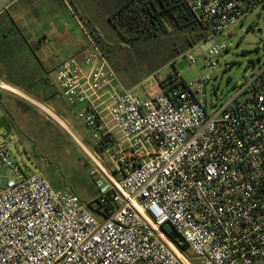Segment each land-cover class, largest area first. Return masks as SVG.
Wrapping results in <instances>:
<instances>
[{
    "label": "built area",
    "instance_id": "built-area-1",
    "mask_svg": "<svg viewBox=\"0 0 264 264\" xmlns=\"http://www.w3.org/2000/svg\"><path fill=\"white\" fill-rule=\"evenodd\" d=\"M184 1L207 37L194 46L202 59L182 58L207 68L203 78L174 74L166 90L141 96L88 35L54 71L52 85L79 107L95 155L86 151L110 184L99 212L41 171L25 172L0 143V170L12 174L0 178V264H264V63L213 112L207 99L232 30L264 0ZM1 90L18 92L0 79Z\"/></svg>",
    "mask_w": 264,
    "mask_h": 264
},
{
    "label": "rangeland",
    "instance_id": "rangeland-1",
    "mask_svg": "<svg viewBox=\"0 0 264 264\" xmlns=\"http://www.w3.org/2000/svg\"><path fill=\"white\" fill-rule=\"evenodd\" d=\"M121 1L21 0L0 19V79L21 93L0 91V119L6 117L12 127L6 138L4 130H0V143L9 144L13 161L25 172L41 171L55 189L73 192L94 207L100 191L107 190L110 184L98 174L87 152L95 155L89 132L76 117L79 107H69L52 85L58 65L74 56L77 48H85L88 35L123 85L141 96L160 91L159 82L169 75L178 74L190 83L209 72L182 58L187 52L199 59L204 56L199 47L185 48V36H159L137 42L122 38L108 21L109 12ZM29 8L34 16L38 15L36 19L28 16ZM227 44L228 50L217 58V70L211 73L212 81L207 86L210 112L235 96L263 65L264 6L252 11L232 30ZM225 64L231 68L226 69ZM245 97L241 95L239 101ZM105 160L103 155L100 161L104 164ZM110 168L113 171L114 167ZM0 178L4 185L12 178L11 171L2 167ZM193 264L202 263L193 257Z\"/></svg>",
    "mask_w": 264,
    "mask_h": 264
},
{
    "label": "trees",
    "instance_id": "trees-1",
    "mask_svg": "<svg viewBox=\"0 0 264 264\" xmlns=\"http://www.w3.org/2000/svg\"><path fill=\"white\" fill-rule=\"evenodd\" d=\"M108 21L122 38H127L126 41L128 38L137 42L159 36H185V48H192L207 37L204 27L184 0H122L109 12ZM127 34L130 36L126 37ZM172 79L173 75H169L165 81H160L159 85L166 90L168 82ZM89 207L99 212L100 208H94L92 204H89ZM181 250L192 259L186 246Z\"/></svg>",
    "mask_w": 264,
    "mask_h": 264
},
{
    "label": "crops",
    "instance_id": "crops-1",
    "mask_svg": "<svg viewBox=\"0 0 264 264\" xmlns=\"http://www.w3.org/2000/svg\"><path fill=\"white\" fill-rule=\"evenodd\" d=\"M20 1L21 0H0V19H4L6 16H8L9 11L11 10V8H13ZM45 1H52V0H45ZM32 10L36 13V9H32ZM26 12H29L28 13V16H30L31 18L36 19L37 16H38V15L37 16L36 15L34 16V14L31 13L30 8H29V10H26ZM21 16L23 17L24 15H21ZM12 23H15V22L12 21ZM90 23L93 25V27H96V24L94 25L93 22H92V20H90ZM96 30H98L97 27H96ZM92 34L95 36V30H93ZM83 50H84V48H77V50L74 52V55L79 54Z\"/></svg>",
    "mask_w": 264,
    "mask_h": 264
},
{
    "label": "water",
    "instance_id": "water-1",
    "mask_svg": "<svg viewBox=\"0 0 264 264\" xmlns=\"http://www.w3.org/2000/svg\"><path fill=\"white\" fill-rule=\"evenodd\" d=\"M0 130H4V138H6L12 132V127L6 117H2L0 119ZM164 229L172 239L175 240L179 237L178 234L173 230V228L169 224H165Z\"/></svg>",
    "mask_w": 264,
    "mask_h": 264
},
{
    "label": "bare ground",
    "instance_id": "bare-ground-1",
    "mask_svg": "<svg viewBox=\"0 0 264 264\" xmlns=\"http://www.w3.org/2000/svg\"><path fill=\"white\" fill-rule=\"evenodd\" d=\"M20 93V92H19ZM23 94V93H22ZM20 95H21V93H20ZM33 102V101H32ZM43 107V106H42ZM52 115V117L56 120V121H58L64 128H66V126H65V124L63 123V122H61L54 114H51ZM73 134V133H72ZM77 138V137H76Z\"/></svg>",
    "mask_w": 264,
    "mask_h": 264
}]
</instances>
